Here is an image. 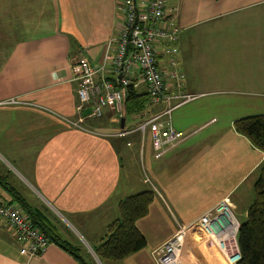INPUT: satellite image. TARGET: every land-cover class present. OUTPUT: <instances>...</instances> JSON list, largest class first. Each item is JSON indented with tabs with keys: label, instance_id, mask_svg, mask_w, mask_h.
Returning <instances> with one entry per match:
<instances>
[{
	"label": "crops",
	"instance_id": "obj_1",
	"mask_svg": "<svg viewBox=\"0 0 264 264\" xmlns=\"http://www.w3.org/2000/svg\"><path fill=\"white\" fill-rule=\"evenodd\" d=\"M168 7L177 37L160 42L157 57L166 94L178 98L152 104V115L171 108V125L186 138L156 158L149 133L143 140L131 134L132 146L111 136L137 121L124 110L118 116L112 105L102 119L85 118L83 129L70 124L78 119L80 60L101 63L120 22L117 0H0V154L27 185L17 187L0 170V198L30 220V212H42L60 240L95 264H156L154 250L179 224H191L223 199L243 223L264 166L263 151L234 127L238 119L264 115V0H168ZM170 47L177 49L173 65ZM131 84L146 92L137 76ZM144 191L152 201L135 226L145 247L100 261L93 250L118 218V203ZM42 199L83 234L99 262L61 236ZM200 240L187 241L185 264H228L214 244ZM0 264L81 263L52 241L41 255H21L1 221Z\"/></svg>",
	"mask_w": 264,
	"mask_h": 264
},
{
	"label": "built area",
	"instance_id": "obj_2",
	"mask_svg": "<svg viewBox=\"0 0 264 264\" xmlns=\"http://www.w3.org/2000/svg\"><path fill=\"white\" fill-rule=\"evenodd\" d=\"M117 7L121 18L116 37L107 44L101 63L93 65L85 56L80 60V71L75 78L78 119L70 121L78 129H83L81 123L85 118L102 119L104 109L109 105L121 116L124 109L121 89L129 86L135 76L146 87L152 104L169 103L178 98L166 94L165 73L157 57L160 42L173 43L177 37L168 0H117ZM167 52L169 63L173 65V55L177 49L170 47ZM171 74L177 77L176 73ZM10 102L14 103L13 100ZM87 108H90V114L83 116L82 112ZM170 111L171 108H168L152 115L130 130H121L118 136L139 133L143 140L145 134L149 133L155 157L160 158L186 138L172 127ZM0 221L4 222L13 241L19 246L21 255L33 257L44 253L49 244L48 237L18 205L0 198ZM239 226L240 222L228 201L223 199L191 224H179L176 233L154 250V261L156 264H185L183 251L187 241L191 239L199 245L200 239H207L216 246L228 264H236L241 258L237 243Z\"/></svg>",
	"mask_w": 264,
	"mask_h": 264
},
{
	"label": "trees",
	"instance_id": "obj_3",
	"mask_svg": "<svg viewBox=\"0 0 264 264\" xmlns=\"http://www.w3.org/2000/svg\"><path fill=\"white\" fill-rule=\"evenodd\" d=\"M132 85V84H131ZM125 87L124 115L138 114L146 103L150 102L146 92L137 93L131 86ZM235 130L247 137L250 142L264 153V115H256L238 119L234 122ZM4 189L12 193L15 202L27 208L17 193L1 183ZM152 201V193L144 191L126 197L118 203V218L107 227V232L101 243L93 251L102 260L118 261L143 249L146 245L144 237L136 229L135 222L145 216ZM28 212V211H27ZM41 217L30 212L32 223L37 226L56 245L73 255L81 264H95L81 253L80 249L72 247L53 232L46 222L49 219L38 211ZM237 243L241 258L236 264H264V166L254 185V201L247 211L246 220L240 223L237 233Z\"/></svg>",
	"mask_w": 264,
	"mask_h": 264
},
{
	"label": "rangeland",
	"instance_id": "obj_4",
	"mask_svg": "<svg viewBox=\"0 0 264 264\" xmlns=\"http://www.w3.org/2000/svg\"><path fill=\"white\" fill-rule=\"evenodd\" d=\"M134 116L137 118L135 125H137L138 123L152 117V105L149 102L146 103V107H144L138 114H135ZM119 132L120 131L117 130V131L113 132L114 134H111V136L115 137V138L116 137L119 138L120 137V136H118ZM134 136H136V135H130V136L127 135L125 137H120V138H125V145L129 143L130 145H128V146H132V142L135 140ZM12 163H13L12 161H9V162L5 161L4 157L0 154V170L5 175H7V178L12 183H14L17 187H19V188L21 187L24 189L27 188V185L26 186L23 185V184H25L23 177L20 175V173L17 171V169L15 168V166ZM29 189H30V186H29ZM34 196L38 197L37 194H34ZM35 197L32 199L36 200ZM39 199L40 198L38 197V200ZM41 201H42L41 204H43L47 208V212H48L50 220L52 221V224L54 225L55 228L58 229V231H60L61 236L64 237L65 240H68L70 243H72L74 245H78L80 247H83V249L85 251H88L91 254V256L93 257V259L95 261H97L93 251L90 249L92 244L90 242H87L86 240H84V238L82 237L83 234L81 232H79L76 227L70 225L69 222L66 219L62 218L55 210H53L50 206H48V204H46L43 199ZM37 205L40 206L39 203H37ZM2 228L4 229V227H2ZM66 230L69 233H63V232H66ZM97 262H99V261H97Z\"/></svg>",
	"mask_w": 264,
	"mask_h": 264
},
{
	"label": "water",
	"instance_id": "obj_5",
	"mask_svg": "<svg viewBox=\"0 0 264 264\" xmlns=\"http://www.w3.org/2000/svg\"><path fill=\"white\" fill-rule=\"evenodd\" d=\"M127 50H128V48H127ZM89 114H90V108L85 109V110L83 111V113H82L83 116H87V115H89ZM120 122H121V127L123 128L124 119L122 118Z\"/></svg>",
	"mask_w": 264,
	"mask_h": 264
}]
</instances>
